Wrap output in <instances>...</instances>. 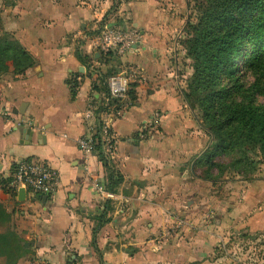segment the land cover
I'll return each mask as SVG.
<instances>
[{
	"label": "crops",
	"instance_id": "1",
	"mask_svg": "<svg viewBox=\"0 0 264 264\" xmlns=\"http://www.w3.org/2000/svg\"><path fill=\"white\" fill-rule=\"evenodd\" d=\"M157 2H130L129 7L141 12L133 23L139 39L124 56L104 64L102 55H108L97 49L96 39L105 25L119 27L103 19L111 0H0L2 32L34 60L23 73L14 72L12 61L6 62L8 70H0V209L22 244L4 249L0 264L42 259L49 264H239L233 257L228 262L207 258L246 232L250 239L264 238V199L255 198L259 203L254 204V196H249L240 211L251 216L233 222L234 214L223 211L224 201L212 197L206 203L204 193H196L197 182H189L197 177L204 154V127L176 89L159 80L165 77L163 71L170 72L163 28H172L161 24L169 18ZM124 65L143 68L148 82L133 85L129 109L111 119L119 157L110 162L97 151L87 160L79 138L102 131L108 120L107 84L99 74ZM74 80L77 86L72 89ZM17 102L25 105L24 115ZM19 117L31 120L32 130L37 128L33 139L19 130L30 128L18 126ZM30 158L44 160L59 174L58 190L45 202L29 191L21 202L18 192L12 196L5 189L15 163ZM105 162L123 176L113 192ZM96 183L115 198H102ZM235 200H228L231 208ZM177 219L189 226L186 238L149 248L159 231ZM255 244L253 256L261 255ZM260 259L264 263L263 254Z\"/></svg>",
	"mask_w": 264,
	"mask_h": 264
},
{
	"label": "trees",
	"instance_id": "2",
	"mask_svg": "<svg viewBox=\"0 0 264 264\" xmlns=\"http://www.w3.org/2000/svg\"><path fill=\"white\" fill-rule=\"evenodd\" d=\"M198 12V21L188 23L191 33L184 42L193 62L186 101L203 110L217 152L247 145L264 152V105L256 100L257 93H264V0H202ZM108 55H102L104 64L111 60L112 54ZM7 61L13 62L15 73L34 64L21 45L4 36L0 37V70H8ZM116 72L110 69L109 76L101 72L99 77L105 83ZM249 73L256 81L247 87ZM76 86L72 81V89ZM104 89L108 94L106 85ZM105 166L108 189L113 192L123 176L112 163Z\"/></svg>",
	"mask_w": 264,
	"mask_h": 264
},
{
	"label": "rangeland",
	"instance_id": "3",
	"mask_svg": "<svg viewBox=\"0 0 264 264\" xmlns=\"http://www.w3.org/2000/svg\"><path fill=\"white\" fill-rule=\"evenodd\" d=\"M131 1L133 0H111V6L107 8V12H105L106 14L103 16V19H106V21H114L117 24L116 26H119V30L127 37L128 41H136V39H139L140 34L138 30L135 31L133 28V23L137 22V19H140L138 17L141 12H139L140 9L136 8L138 11H136V9L134 11L133 7L131 8L128 6ZM158 1L159 3L157 2L156 4L158 9L164 14L166 19L169 18L168 21L166 20V23L161 24L169 25L172 28V32H166L165 27L163 28V31L167 34V48L168 51L171 52V60L169 63V65H171L169 66L170 72L167 73L163 71L165 77L161 75L159 76V80L163 83L169 82V84L176 89L180 100L182 102H187L186 94L189 93V82L193 74V62L188 56V50L184 42L191 33L188 23L195 24L198 21L200 15L198 6L202 0ZM110 14L112 18L108 17ZM176 16H178L177 21L174 19ZM115 28L118 29L117 27ZM149 31L152 32V29L150 28ZM4 36H6V34L2 32L0 13V37ZM114 57L115 55L112 54L111 58ZM2 66H5V61L2 62ZM110 69L113 71V68H106L104 70L106 76L110 75ZM170 74L171 76H169ZM246 80L248 81L247 87H250L252 82L256 81V77L253 73H249ZM256 100L258 104L264 105V93H257ZM191 103L195 102L192 101ZM188 105L195 110L197 118L201 121L204 130L203 135H200V137L202 136L205 139L204 154L197 170L198 175L197 177L193 176L189 182L193 185L197 182L198 187L196 193L199 194L203 192L206 196L204 200L206 203L207 201H211L212 197H217L218 200L224 201L225 206H227L223 211L227 214H234L232 221L242 222L244 219L251 216L250 212L246 213L247 211H240V209H245L243 208L244 200H247L249 196L253 197L254 192L252 190L254 186L259 185L264 187V152L258 146L254 145H247L241 148L234 147L226 151L217 152V150H215L216 139L214 135L210 133V129L203 116V110L200 109L198 105L195 106L194 104V107L191 104ZM231 197L236 199L234 208H231L228 204V200ZM237 201L240 202L239 207L236 205ZM256 203L259 202L254 198V204ZM10 220V218L3 215L0 209V254L4 249H6V251H9L11 248L14 249L15 245L18 246V248L19 246L22 247L19 237L15 234L14 225L10 223ZM180 220L181 219H177L174 222L170 221L166 228L160 230V233L154 240V245L149 248L156 249L167 245L169 242L176 243L177 241L179 242L185 239V233L189 226L182 223ZM244 231L245 230H241V234H244ZM230 241L234 244L232 245L229 242L230 246H228V248L216 247L215 251L217 252L210 255L207 259L215 261L221 257L222 260L228 262L231 261L230 258L233 257L237 259V263L239 264H264L260 259L261 255H264V238L250 239L248 232H246V234L239 238L235 239L232 237ZM253 242L256 243L257 253L260 252L261 255L257 254L253 256L252 252L255 251V249H253ZM134 252L136 251H132V253ZM253 258L255 261L252 260ZM193 259H195V256ZM258 259L260 260L258 261ZM198 261L191 260L190 264H198Z\"/></svg>",
	"mask_w": 264,
	"mask_h": 264
},
{
	"label": "built area",
	"instance_id": "4",
	"mask_svg": "<svg viewBox=\"0 0 264 264\" xmlns=\"http://www.w3.org/2000/svg\"><path fill=\"white\" fill-rule=\"evenodd\" d=\"M135 44V41H128L127 37L119 29H113L105 25L101 35L96 39V47L104 54H114L122 57ZM148 82L146 72L140 66L124 65L107 81L108 94L104 102V109L108 116L106 128L96 134H88L79 138V148L85 159L89 160L93 154L99 151L108 161L114 162L118 159L117 141L115 132H111V119L120 118L132 104L129 96L133 85H144ZM18 126L33 127L31 120L19 117L16 120ZM87 174L91 171L87 167ZM59 174L51 168L44 160L21 159L18 160L11 172L5 189L16 194L20 187H25L33 194L44 196L54 195L59 186ZM102 198L113 199L115 195L95 184ZM33 264H49L46 260H37Z\"/></svg>",
	"mask_w": 264,
	"mask_h": 264
},
{
	"label": "water",
	"instance_id": "5",
	"mask_svg": "<svg viewBox=\"0 0 264 264\" xmlns=\"http://www.w3.org/2000/svg\"><path fill=\"white\" fill-rule=\"evenodd\" d=\"M16 106H18L20 113L22 115H24V113H25L24 106L25 105L23 103L17 102ZM19 130L22 131V133H25L27 135H31V139H33L34 136L37 135V132H36L37 128L32 130L31 128L24 129L21 127ZM32 195L37 200H43L44 202L47 200V197L44 195H39V194H32ZM263 198H264V196L260 200H262ZM26 199H27V189L25 187H20L18 189V200L21 202H24ZM138 256H139V254L132 257L130 262L133 263L135 260H137Z\"/></svg>",
	"mask_w": 264,
	"mask_h": 264
},
{
	"label": "flooded vegetation",
	"instance_id": "6",
	"mask_svg": "<svg viewBox=\"0 0 264 264\" xmlns=\"http://www.w3.org/2000/svg\"><path fill=\"white\" fill-rule=\"evenodd\" d=\"M252 191L254 192L253 193L254 198H256L258 200H260L264 196V190H262L261 187H259V186H254ZM262 200H260V201H262ZM229 203H231V202H229Z\"/></svg>",
	"mask_w": 264,
	"mask_h": 264
}]
</instances>
